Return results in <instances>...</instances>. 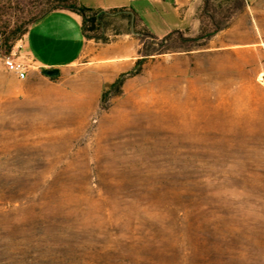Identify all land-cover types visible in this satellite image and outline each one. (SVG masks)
Here are the masks:
<instances>
[{
  "label": "rangeland",
  "instance_id": "1",
  "mask_svg": "<svg viewBox=\"0 0 264 264\" xmlns=\"http://www.w3.org/2000/svg\"><path fill=\"white\" fill-rule=\"evenodd\" d=\"M19 5L0 11V264H264V0L208 7L207 38L133 25L130 69L85 55L35 81L2 61Z\"/></svg>",
  "mask_w": 264,
  "mask_h": 264
},
{
  "label": "crops",
  "instance_id": "2",
  "mask_svg": "<svg viewBox=\"0 0 264 264\" xmlns=\"http://www.w3.org/2000/svg\"><path fill=\"white\" fill-rule=\"evenodd\" d=\"M228 0H79L89 8L109 11L123 10L135 18L136 29L162 38L173 31L186 37H197L205 20V12L213 4H226ZM247 11L261 0H243ZM81 16L68 9H55L32 23L27 32L16 41L12 52L30 63L23 80L42 78L45 69L62 72L88 55L98 67L125 70L134 65L140 49L138 33L113 35L107 43L87 39L81 30ZM125 67V69H123Z\"/></svg>",
  "mask_w": 264,
  "mask_h": 264
},
{
  "label": "trees",
  "instance_id": "3",
  "mask_svg": "<svg viewBox=\"0 0 264 264\" xmlns=\"http://www.w3.org/2000/svg\"><path fill=\"white\" fill-rule=\"evenodd\" d=\"M4 0H0V11L3 9L2 3ZM20 1L25 3V8L27 9V6L29 8V16L25 19H18L16 20L14 26L8 30V36L5 37L4 45H5V54H8L11 51V48L13 47L14 43L20 39L28 30V27L49 13L52 10L55 9H68L71 11H74L78 13L81 18V30L85 38L87 39H94L95 41H99L102 43H107L109 38L105 36V31L110 23V18L115 16H121L123 19H126V21L130 24L131 23V14L123 12V10L119 9H112L109 11H103L99 9H93L86 7L82 5L79 0H5L7 2V7L5 9H10L13 2H15L14 8L18 11L23 10L22 6H20ZM208 12V11H207ZM205 12V14L207 13ZM206 17V16H205ZM212 20L211 16H207ZM133 25H135V18H133ZM205 25L202 26L200 34L196 37L197 39L200 38H207L209 35L213 33V31H204ZM7 31H3L2 33H6ZM180 33L178 31H173ZM119 32H115V34H118ZM181 34V33H180ZM152 38L158 39L157 37L149 34ZM158 53V52H155ZM161 53V52H159ZM154 54V53H149ZM148 55V54H146ZM138 63V62H137ZM138 70L135 69L131 72L122 73L119 75L118 78L114 81V83L111 85L109 90L103 92L101 98H106L110 91L112 89L119 90L120 85L123 82V79L126 75L137 73Z\"/></svg>",
  "mask_w": 264,
  "mask_h": 264
},
{
  "label": "built area",
  "instance_id": "4",
  "mask_svg": "<svg viewBox=\"0 0 264 264\" xmlns=\"http://www.w3.org/2000/svg\"><path fill=\"white\" fill-rule=\"evenodd\" d=\"M2 61L6 70L13 73L18 79H24L27 76L30 63L20 59L15 53L11 52L10 54L4 55Z\"/></svg>",
  "mask_w": 264,
  "mask_h": 264
},
{
  "label": "water",
  "instance_id": "5",
  "mask_svg": "<svg viewBox=\"0 0 264 264\" xmlns=\"http://www.w3.org/2000/svg\"><path fill=\"white\" fill-rule=\"evenodd\" d=\"M131 30L133 31V17H131ZM44 74L49 76V77H55L59 74V71L56 70V69H45L44 71Z\"/></svg>",
  "mask_w": 264,
  "mask_h": 264
},
{
  "label": "bare ground",
  "instance_id": "6",
  "mask_svg": "<svg viewBox=\"0 0 264 264\" xmlns=\"http://www.w3.org/2000/svg\"><path fill=\"white\" fill-rule=\"evenodd\" d=\"M263 43V42H262Z\"/></svg>",
  "mask_w": 264,
  "mask_h": 264
}]
</instances>
